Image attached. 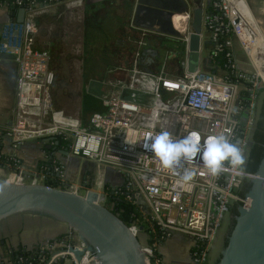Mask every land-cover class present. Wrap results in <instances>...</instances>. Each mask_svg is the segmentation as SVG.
<instances>
[{"label": "built area", "instance_id": "1", "mask_svg": "<svg viewBox=\"0 0 264 264\" xmlns=\"http://www.w3.org/2000/svg\"><path fill=\"white\" fill-rule=\"evenodd\" d=\"M73 2L86 3V0H29L24 19H10L1 29L0 53L9 55L18 67L15 120L9 126L0 125V163L8 170L5 180L46 182L49 173L43 168L32 173L25 170L18 148L29 139H45L53 146L57 136H62L70 141L68 151L71 154L94 161L100 167H110L123 175V182L114 186L124 185L130 198H136L145 205L149 219L160 229L162 237L166 239L175 232L187 237L190 264H206L211 250L217 246L230 206L235 202L245 204L247 193H242V187L246 180L255 177L256 171L248 170L246 162L242 171L232 169L225 162V171L213 177L203 167L198 154L192 164H184V167L197 169L195 179L185 184L178 175L164 169L154 153L142 145L146 133L157 134L161 130H167L177 138L193 130L199 131L202 137L225 132L230 135L231 142L244 149L247 160V142L257 119L258 112L255 111L261 83L250 49L256 41L254 36L247 38L249 34H245V31L253 30L245 7L238 0H205L202 62L196 70L188 68L191 9L185 12L187 25L183 40L187 55L181 72L167 71L165 60L159 69H147L143 50L148 42L137 37L132 65L117 68L127 71L129 77L104 80L107 86L104 83L102 95H93L101 99L106 108L92 113L89 122L84 123L81 115H69L51 105L50 91L55 79L51 53L36 46L38 27L32 17L38 9ZM16 3L24 1L16 0ZM245 3L250 9L246 0ZM0 6L7 7V3ZM251 16L254 17L252 13ZM134 27L141 32L145 29ZM235 38L245 48L259 75L246 73L238 67ZM206 43L210 44V50L204 57ZM222 53L226 59L224 66L214 62ZM159 57L160 53L153 63ZM166 58H169L167 53ZM203 59L212 66L206 68ZM111 88L115 90L105 94ZM127 90V95L131 94L130 99L123 96ZM243 91H247L245 98ZM244 109L248 115L242 123L239 114ZM47 155L46 159L52 157ZM56 156L54 170L63 185L67 179L66 169ZM104 184L100 182V185ZM63 188L82 193L78 182L67 183ZM104 200L106 195L101 201ZM128 226L140 239L148 264H161L155 250L157 240L149 241V236L136 222ZM64 234L42 238L28 249H36L43 255L42 264L99 263L77 232L68 229ZM73 247L82 251L80 259ZM7 253L6 250L0 255V264H25L20 263L25 260L20 254L14 261Z\"/></svg>", "mask_w": 264, "mask_h": 264}, {"label": "water", "instance_id": "2", "mask_svg": "<svg viewBox=\"0 0 264 264\" xmlns=\"http://www.w3.org/2000/svg\"><path fill=\"white\" fill-rule=\"evenodd\" d=\"M97 1L102 0H86V3ZM204 3L205 0H136L132 23L183 38L186 28L177 26L174 17L191 9L188 68L196 70L202 62ZM20 13L19 20L22 21L25 9L22 8ZM146 53L150 57H146L144 63L150 65L158 49L145 47ZM147 69L152 70L149 66ZM87 97L95 96L88 94ZM247 143L250 146L252 139ZM68 148L69 144L60 150L68 153ZM251 181L245 204L240 205L227 243L214 264H264V149L256 175ZM103 199L104 193L91 189L86 193H78L47 182L0 180V232L4 226L10 228V218L13 216L31 213L65 222L70 230L77 232L86 242L88 250L98 259V264H148L138 236L101 201ZM72 250L80 259L82 251L76 247Z\"/></svg>", "mask_w": 264, "mask_h": 264}, {"label": "rangeland", "instance_id": "3", "mask_svg": "<svg viewBox=\"0 0 264 264\" xmlns=\"http://www.w3.org/2000/svg\"><path fill=\"white\" fill-rule=\"evenodd\" d=\"M135 3L136 0H103L88 11L86 10L85 3L73 2L66 5L41 8L33 13L32 17L36 19L38 27L36 33V46L48 49L51 53V68L55 72V79L51 86L50 94L51 105L55 109H63L66 114L80 116L82 114L81 107L85 93L101 96L104 92L105 84L107 86L104 80L115 81V78L118 76L124 78L129 77L127 71H119L117 68L119 66L129 67L132 65L133 56L128 52L131 43H128L126 38L134 31L132 18ZM122 37L124 38L122 39ZM141 38L146 37H140V39ZM163 38V47H172L177 43V41L169 40L168 35H163ZM123 40L127 42L124 43L125 45H123L124 48L122 52L120 54L114 53L118 49L119 43L123 42ZM235 40L234 42H236V45L234 44V49L238 59V67L246 73L252 75L256 73L259 75L255 65L245 51V48L240 44L239 40L237 41L236 38ZM209 50L210 44L206 43L203 50L204 57L208 56ZM165 54L166 51L164 48L160 49L159 60L151 66L154 69H159L160 66L164 64L163 62L165 60L164 68L172 72L173 68H175L173 65H177L178 62L175 58L172 60L165 59ZM203 64L206 68L212 66L210 62L206 60ZM219 72L223 73V70ZM259 78L261 88L255 111L256 113L259 112L260 103L264 99V81L260 75ZM86 84L88 85L86 86ZM101 86L103 87L102 90ZM113 90L115 89L111 88L105 94ZM127 94H129L128 90L123 93V96L130 99L131 94ZM17 101L18 94L16 96V102ZM85 101V109L94 110L97 108L93 104H88V101H94L92 97H87V95H85ZM38 141L42 149H44V145L52 144L45 139H38ZM43 151L41 159L48 158L45 149ZM37 168L38 170L41 168L39 162ZM88 181H90V179H88ZM78 183L82 187L81 192L86 193L87 189L84 187L82 181ZM87 186H91L89 187L91 190L104 193L107 197L104 190H98V185L88 182ZM103 202L105 203V200ZM16 218H20V214L10 218V228L4 226V229L0 232V255L6 252V248H17L20 244L29 248V243L20 241V238L21 232L26 233V231L30 229L27 228V226H33V223L30 221L20 222L21 220H12ZM25 224H27V226H25ZM39 224L43 225L42 228L45 233H57L52 236V238L57 235H63L69 229L65 222L51 218H44ZM229 227H231V224L228 218H226L221 229L222 233L217 241V246L211 250L206 264H214L218 260L232 228ZM13 236L19 238V241L15 242V244L12 243V240H15V238L12 239ZM171 236L173 235H170V237ZM43 238L48 237L46 236ZM168 238H166V240ZM33 245H35V243L31 246ZM181 248H183L186 254L188 250L187 247L181 246ZM190 252L189 249V255Z\"/></svg>", "mask_w": 264, "mask_h": 264}, {"label": "crops", "instance_id": "4", "mask_svg": "<svg viewBox=\"0 0 264 264\" xmlns=\"http://www.w3.org/2000/svg\"><path fill=\"white\" fill-rule=\"evenodd\" d=\"M238 1L240 2V4H242L243 7H245L246 12L248 13V15L247 14L246 15L249 18L251 27L253 29L251 30V32L245 31V34H249L247 38H251L252 36H254V40L256 41L255 44L260 43V45L263 46L264 37L260 35L261 36L260 39L259 34H262L264 36V0H246L250 9L247 7L245 0H238ZM58 5H66V4H58ZM134 9H135V5H134ZM251 13L253 14L254 17L251 16ZM19 17L21 18V13ZM10 19L12 18L10 17L7 7L0 6V32L3 25ZM140 30L141 29H137L134 27V31L130 33L129 36L126 38L128 43H131L130 44L131 47L130 51L132 52L131 55L133 56V51L137 47L136 38L138 36L140 37L145 36L146 38L144 39L148 42L146 47H155L158 49V53H160V49L164 48V50L168 54L169 57L168 59L172 60L175 58L178 62L177 65L172 62L174 64L173 66H175L172 72H176V73L181 72L187 55L186 42L183 40V38H178L175 36L168 35L169 40L177 41V43L172 47H168V46L163 47L162 46V42L164 40L163 35L165 36L167 34H163L161 32L150 29L147 31H145V29H142L144 30L142 32ZM252 33H254V35ZM123 38L124 37H122V39ZM127 41L123 40V42H120L118 49L114 53L120 54L124 48L123 46L125 45L124 43H126ZM179 44H184L183 48H177V45ZM234 44L236 45V42H234ZM252 48L250 49L252 50ZM146 57H150V54L148 53L143 54V60H145ZM151 65H154V63H151L150 65L148 64L147 66L154 69ZM17 82H18L17 64L9 55L0 53V125L2 126H9L14 122V118H15L14 110H15L16 96H17ZM87 85L88 84H86V86ZM102 88L103 87L101 86V90ZM86 94H92V93H85L84 96ZM92 98L94 99V101H88L89 105L90 104L97 105L99 103L100 105L98 104V106L102 107L103 110H105L106 107L103 104V102L96 99L95 97ZM84 102L86 101L83 97L81 111L83 110ZM47 147H51V146L47 145ZM43 150L44 149H42L38 139L26 140L22 143V145L19 146L18 153L22 157L24 168L28 173H32L38 170L37 168L38 161L39 159L42 158L44 152ZM54 153L57 155L56 157L65 165L67 179L66 181L63 182L64 183L62 185L63 187L67 183L82 181L86 189H89V187H91V186H87V183L91 182L93 184L98 185L97 187H99L98 188L99 191H103L104 188L102 185H100V182L102 181L109 182L116 186L122 183L124 180L123 175H121L116 170L110 167H100L94 161H91L87 158L73 155L70 152L64 153L60 150V148L57 149L56 152H53V154ZM7 173H8L7 169L0 167V180H5ZM88 179H90V181H88ZM43 219L44 217H39L38 215L31 213H26L24 215L20 214V218L14 219L13 221L21 220L20 222L30 221L33 223V226H27V224H25V226H27V228L30 229L26 231V233L21 232L20 241L23 242L26 241L25 243H29L28 245L31 246L32 244L37 242L38 239H42L43 237L46 236L52 237L56 235L57 233L55 234V233L44 232V229L42 228L43 225L39 224L40 221H43ZM14 238L15 240H12L13 244L19 241V238H17L16 236H13L12 239ZM181 246L187 247L188 250L186 254L184 253L183 248H181ZM189 246H190L189 240L187 239V237L180 232H175L173 236L165 240L157 247V251L161 259V264H190L191 257L189 255Z\"/></svg>", "mask_w": 264, "mask_h": 264}, {"label": "trees", "instance_id": "5", "mask_svg": "<svg viewBox=\"0 0 264 264\" xmlns=\"http://www.w3.org/2000/svg\"><path fill=\"white\" fill-rule=\"evenodd\" d=\"M23 1L24 3L18 4L16 3V0H0V5L3 3H7V9L9 11L10 17L12 19H18V17L20 16V10L22 8L25 9V6L29 0H23ZM50 1H54V0H50ZM99 3L100 1H97L94 3H85L86 10L89 11L93 6L98 5ZM182 45L184 44L177 45V48H181ZM130 48L131 47H129L128 52L132 54V52L130 51ZM214 62L219 63L221 66H224L226 64V59L224 58V54L222 53L221 55H219L216 58V60H214ZM245 82L248 84V81L245 80ZM259 94H260V91H259ZM246 95H247V91H243L242 96L245 98ZM84 99H85V96H84ZM85 107L86 106L83 107L82 114H81L84 123L89 122V119L92 113L103 110V108L98 105H95V107L97 108H95L94 110H88V109H85ZM247 115H248L247 109H244L239 114V117L242 123L246 120ZM257 116H258L257 118L258 121H257L256 129L252 135L254 137V141L256 144L254 145V147H252L253 150H250L249 160L246 164V168L250 171L258 170L262 152L264 149V145L260 143L261 133H259L260 131H262V127L264 124V99L260 103V110ZM56 139L58 140V143L53 144V146L47 147L48 144L43 146L44 149L47 150V153L50 154L52 157L50 159H40L38 162H39V166L43 168L45 171H48L49 173V177L46 180V182L54 186H60V185L62 186V183L60 179L58 178L56 171L54 170L57 162L54 161L55 154H53V152H56L57 149L59 148L66 147L70 141L64 139L62 136H59V135L57 136ZM257 144L259 147H256ZM255 148H258L259 151H257ZM0 167L7 168L6 165H4L3 163H0ZM104 192H106L107 194L105 204L110 209H112L115 213H117L127 224H132L136 222L139 225L140 230L149 236V241L157 240V245L155 246V250H156V253L158 254L157 247L161 243H163L166 239L165 237H162L161 231L156 226V224L153 223L149 219V216L146 212L145 205L139 202L138 199L136 200V198H130L129 191L124 187V185L115 187L111 183L106 182L104 186ZM226 243H227V240H226ZM6 250L8 252L7 254L10 255L14 261L17 259L18 254H20V256H23L25 260L20 263L42 264L44 260L43 255H41L36 249L30 250L26 248L25 245L20 244L17 248L11 247V248H6Z\"/></svg>", "mask_w": 264, "mask_h": 264}, {"label": "clouds", "instance_id": "6", "mask_svg": "<svg viewBox=\"0 0 264 264\" xmlns=\"http://www.w3.org/2000/svg\"><path fill=\"white\" fill-rule=\"evenodd\" d=\"M203 138V143L201 140ZM145 150H151L164 169L178 175L185 184H190L197 175L192 164L198 154L201 155L203 167L213 177L221 175L227 166L239 171L243 170L246 159L244 149L231 142L230 135L225 132L202 137L199 131L193 130L182 138L175 137L167 130L157 134L146 133L144 136ZM128 143L127 140H125Z\"/></svg>", "mask_w": 264, "mask_h": 264}, {"label": "flooded vegetation", "instance_id": "7", "mask_svg": "<svg viewBox=\"0 0 264 264\" xmlns=\"http://www.w3.org/2000/svg\"><path fill=\"white\" fill-rule=\"evenodd\" d=\"M158 55H159V53H158L156 56L153 57V62H154L155 57H157ZM153 62H152V63H153ZM257 118H258V116H257ZM257 121H258V120L256 119V123H255L254 128H253V131H252V135H253V132H254L255 129H256ZM259 133H261V142H260V143H261L262 145H264V140H263V139H264V124H263V127H262V131H260ZM251 139H252V144H251V145L249 146V148H248L246 164H247V162H248V160H249L250 150H253L252 147H254V145L256 144L255 141H254V137H253V136H251ZM259 145H260V144H259ZM256 147H259L258 144H257ZM255 149H256L257 151H259L258 148H255ZM251 185H252V181H251L250 179L246 180V182L244 183V185H243V187H242V193H243V194L247 193V192L249 191ZM240 205H241V203H237V202H235V203H233V204L230 206V209H229V211H228V214H227V217H226V218H228L229 223L231 224V227L233 226V224H234V222H235V217H236V215L239 213ZM231 227H229V228H231ZM227 229H228V227H227ZM228 231H229V230H228ZM228 231H227V232H228Z\"/></svg>", "mask_w": 264, "mask_h": 264}, {"label": "bare ground", "instance_id": "8", "mask_svg": "<svg viewBox=\"0 0 264 264\" xmlns=\"http://www.w3.org/2000/svg\"><path fill=\"white\" fill-rule=\"evenodd\" d=\"M236 1V0H234ZM174 21L175 24L179 27H181L182 29L186 28L187 25V16L185 13H178L175 17H174ZM264 37L262 34H259V37L261 39V36ZM257 47V50L255 49ZM256 50V51H255ZM252 52H253V58L254 61L256 62L257 68L260 72V75L262 76V79L264 81V45L261 46L260 43L258 44H254L253 48H252Z\"/></svg>", "mask_w": 264, "mask_h": 264}]
</instances>
